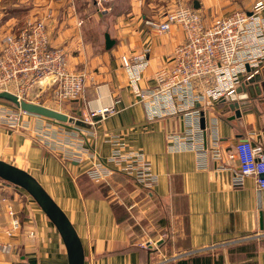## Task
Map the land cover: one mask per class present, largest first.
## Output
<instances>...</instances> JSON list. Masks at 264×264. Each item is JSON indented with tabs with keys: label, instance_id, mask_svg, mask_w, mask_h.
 <instances>
[{
	"label": "crops",
	"instance_id": "crops-1",
	"mask_svg": "<svg viewBox=\"0 0 264 264\" xmlns=\"http://www.w3.org/2000/svg\"><path fill=\"white\" fill-rule=\"evenodd\" d=\"M37 1L0 0V35L17 30L26 17L38 15L52 5L49 0ZM185 1L202 11L207 21L235 8L249 10L255 2ZM230 2V8H235L224 7ZM178 3L179 0L106 2L112 7H125L110 14L114 18L109 28L115 32L111 47L98 50L90 49L82 10L76 6L62 1L48 22L51 44L63 47L69 66L85 73L83 97L65 104V111L60 110L80 117L87 107L115 103L118 109L98 120L93 128L84 122L78 124L86 130L79 132V141L99 159L109 156L114 137L140 149L156 177L152 188L135 184L131 176L113 170L104 182L106 191H102L87 178L81 180L90 159L65 162L48 153L34 139L31 128L14 131L0 126V159L29 172L62 208L80 238L84 264H146L150 260L155 264H264V194L258 191L252 175L245 176L240 185L233 183L238 161L229 160L226 154L245 139L264 153V59L255 69L246 66L253 74L248 79L240 74L241 84L233 90V97L230 93L211 104L199 101L190 107L199 109L197 124L202 143L210 148L214 140L221 150L217 161L207 153L201 160L193 146L169 142V129L182 132L183 114L149 118L144 105L131 92L121 66V54L147 48L149 66L142 84L152 83V71L171 56L182 34L173 27L169 33L158 35L144 21L163 19ZM37 121L40 120H33V126L41 123ZM0 182V210H4L5 203L1 197L7 196L22 223L12 250L0 253V264H68L56 227L36 201L15 188L18 186ZM88 185L95 189L93 193L85 191ZM240 236L249 239L219 248L227 239ZM139 242L149 243L141 247ZM164 256L172 257L163 260Z\"/></svg>",
	"mask_w": 264,
	"mask_h": 264
},
{
	"label": "built area",
	"instance_id": "built-area-1",
	"mask_svg": "<svg viewBox=\"0 0 264 264\" xmlns=\"http://www.w3.org/2000/svg\"><path fill=\"white\" fill-rule=\"evenodd\" d=\"M93 1L106 3L114 0ZM53 12L52 7H47L38 15L26 17L17 32L7 31L0 36V91L12 92L27 101L34 95L50 91L58 105L61 101L81 97L85 73L69 69L63 47L51 44L48 22ZM145 24L158 35L167 34L176 27L182 39L173 45L166 62L158 63L151 73L152 83L145 86L142 82L149 66L147 48L121 54V66L131 92L144 105L149 118L183 114L182 132L169 129V142L195 147L201 160L206 153L216 161L221 159V150L214 140L210 148L202 143L197 124L199 109L190 107L195 102L211 104L228 96L241 84L240 74L244 73L247 79L253 74L246 70V66L255 69L264 59V0H255L249 10L234 9L226 15L215 16L209 23L204 21L199 9L178 4L168 10L163 19H147ZM1 110L0 119L8 116L22 126H30L35 119L40 120L37 122L44 119L21 108ZM116 111L115 103H110L91 110V116L104 118ZM43 126L42 122L44 130ZM226 154L229 160L238 161L233 183L240 185L245 176L252 175L258 191L264 194V153L245 139L237 142ZM109 160L104 163L106 166L113 165L111 169L131 176L144 188H152L156 181L151 163L140 149L115 141ZM89 176L101 178L104 174L96 170ZM7 199L1 197V201L7 203L4 221L0 210V253L3 254L12 250V239L22 226ZM148 243L140 244L146 246Z\"/></svg>",
	"mask_w": 264,
	"mask_h": 264
},
{
	"label": "rangeland",
	"instance_id": "rangeland-1",
	"mask_svg": "<svg viewBox=\"0 0 264 264\" xmlns=\"http://www.w3.org/2000/svg\"><path fill=\"white\" fill-rule=\"evenodd\" d=\"M49 1H51V4H52L51 7L53 8V11H57L58 10L57 6H59L60 3L64 0H49ZM222 1L223 0H221V3H222ZM225 1L226 0H224V2ZM29 2H30V0H29ZM37 2H41V1L39 0ZM65 2L70 7H74V8L77 7L78 10H82V15H83L85 23H86L84 29L86 30V37H88V40L90 41L89 47L91 50H94V49L98 50L100 48L102 49V48L106 47V36H108L110 42H114L115 32L110 30L109 27H111V26L108 24V23L113 21L114 15H110V14L112 11L113 12H116L118 10L121 11V9H123L125 7V5L120 6L121 4L120 5L117 4V6L112 7L113 5H111V4L109 5V4H105V3H96V2H93L92 0H65ZM195 2H197V1H195ZM178 4H182V5L185 4V5L193 6L192 2L188 3L185 0H179ZM178 4H176V5H178ZM231 5H232V2H230L228 4L225 3L224 7L228 6L229 9L235 8V7L230 8ZM236 6H239V5H236ZM243 6L244 5H241L240 7H243ZM111 7L114 9H117V10H112ZM235 9H240V8H235ZM233 10L234 9L228 11V8H227L228 12H231ZM200 12L202 14V11H200ZM53 16H54V13H53ZM202 17L206 23L210 22V21L206 20L207 19L206 15L202 14ZM213 17H215V16H213ZM213 17H212V19H213ZM21 27L19 26L17 30L12 29L9 31L17 32L18 30H20ZM5 33L6 32H4L3 34H5ZM3 34H1V35H3ZM162 35H165V34H162ZM110 47H111V44L109 47H106V48H110ZM67 62H68V60H67ZM68 67H69V69L73 70L74 72L78 71V70H75L74 68H71L69 66V64H68ZM81 72H84V71H81ZM84 83H85V80H84ZM142 86H145V84H142ZM84 87H85V84H84ZM83 94H84V92H83ZM83 94L81 95V97L79 99H81L83 97ZM52 97H53L52 93L50 91H46L44 93L34 95V98L32 100H28V101H33V102L36 101L37 103L44 104V105L51 107L53 109H56L59 111H61L60 109H62V110L64 109V111H65V106H66L65 104H69L72 101L78 100V99H73L71 101L64 100V101H61L60 105H58V102H57V104L54 103L55 100ZM49 105H51V106H49ZM95 108L87 107L84 110L82 116H80V117L70 116V117H72V119H79L82 122H84L85 124H87L88 126H90V128H93V126L96 125L98 120L102 119L100 116H98V117L97 116H91V110H93ZM1 109L2 110L3 109L4 110L11 109L14 111V110H18L19 107H17L16 105H14L12 103L0 102V110ZM9 112L14 114L12 111H9ZM0 113H2V112H0ZM43 120H42V122H46V123L48 122V124H46V123L44 124V126H43L45 128L44 130L41 127L42 122L39 124L36 123L35 126H33V124H30V126H24V125L22 126L20 123L19 124L14 123L12 121V119H10L8 116H5V118L0 119V126L11 128L14 131H18V130L19 131H26L25 128H31V130L34 133L33 134L34 139H36V141L38 143H41L42 146H44L48 150V153L55 154L56 156H58V158L62 159L65 162H71V161L83 162L84 160L90 159L89 165L83 169L84 174L81 175L82 176L81 180H85V178H87V180L99 185V187L101 188L102 191L103 190L106 191L107 187H106L104 182L107 181V179L111 175L113 169H111L110 166L113 167V165L106 166L104 163H109V161H110L109 156H110V154H112V151H113V142H115V141L124 142V141L121 140L119 137L111 138V150H110V153L108 154L109 156H107L103 159L102 158L99 159V158H97L96 155L89 153V148L86 146V144H84L82 141H79V139L81 138L79 135V132L80 131L85 132L86 130H84L83 128H80V126H78V124H76L73 120L70 122H67L65 124L59 123V122L54 121L52 119H48L46 117H44ZM50 122H52V125L50 124ZM58 124H60V125H58ZM62 125L63 126L65 125V127H69V129L64 128ZM70 128H76V129L70 130ZM90 128H88V129H90ZM118 144L122 145V143H118ZM124 144H126V143L124 142ZM126 146H127V144H126ZM96 170L103 173L104 176L101 178H93L92 179L89 176V174H92ZM131 181L133 182L135 180L131 179ZM134 183L139 184L137 181H135ZM0 184H1V182H0ZM126 184L131 185L132 183L126 182ZM13 186H16V185H13ZM12 188H14V187H12ZM15 188H17L19 190V187H15ZM87 188L88 189L85 191L88 193H93L95 191V189H90L91 187L89 185L87 186ZM21 190L25 194H28L25 190H23V189H21ZM7 191H8V189H7ZM6 207H7V203H4V210L3 211L1 210L3 221L5 220L4 219V212H5ZM14 237H13L12 241L14 240ZM252 238H254V237H252ZM247 239H249V237H245V236H240L238 238H230V239H227L225 242H223V244H220L218 246H219V248L221 246H233L236 243H240V242L247 240ZM140 243H143V242H139V245L141 247H147L148 246L147 244H146V246H143ZM150 244H152V242ZM214 247H216V246H214ZM168 257H172V256H168ZM168 257L164 256V257H162V259L166 260V258H168ZM151 262H154V261L150 260L146 264L151 263Z\"/></svg>",
	"mask_w": 264,
	"mask_h": 264
},
{
	"label": "water",
	"instance_id": "water-1",
	"mask_svg": "<svg viewBox=\"0 0 264 264\" xmlns=\"http://www.w3.org/2000/svg\"><path fill=\"white\" fill-rule=\"evenodd\" d=\"M110 44L111 42L108 36H106V47H109ZM233 95L234 93L231 92L230 96L233 97ZM0 98L10 101L27 112L38 114L59 123L65 124L72 120L76 124L83 123L79 119H72L68 114L44 104L19 99L17 95L9 91H0ZM201 115H203V112H201ZM200 125L201 127L204 126L203 116L200 118ZM0 179L8 184L22 188L36 201L41 210L56 227L66 249L68 264H84L83 247L74 226L66 213L36 178L25 169L0 159Z\"/></svg>",
	"mask_w": 264,
	"mask_h": 264
},
{
	"label": "trees",
	"instance_id": "trees-1",
	"mask_svg": "<svg viewBox=\"0 0 264 264\" xmlns=\"http://www.w3.org/2000/svg\"><path fill=\"white\" fill-rule=\"evenodd\" d=\"M0 102H6V103H11L10 101L6 100V99H3V98H0ZM20 188V187H19ZM22 189V188H21Z\"/></svg>",
	"mask_w": 264,
	"mask_h": 264
},
{
	"label": "bare ground",
	"instance_id": "bare-ground-1",
	"mask_svg": "<svg viewBox=\"0 0 264 264\" xmlns=\"http://www.w3.org/2000/svg\"><path fill=\"white\" fill-rule=\"evenodd\" d=\"M42 82H44V81H42Z\"/></svg>",
	"mask_w": 264,
	"mask_h": 264
}]
</instances>
